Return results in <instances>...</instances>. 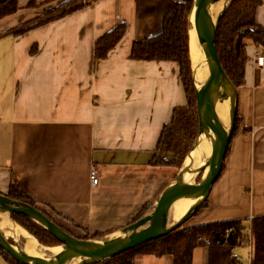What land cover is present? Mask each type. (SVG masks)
Returning a JSON list of instances; mask_svg holds the SVG:
<instances>
[{"label": "crops", "instance_id": "0c3cea01", "mask_svg": "<svg viewBox=\"0 0 264 264\" xmlns=\"http://www.w3.org/2000/svg\"><path fill=\"white\" fill-rule=\"evenodd\" d=\"M79 2L18 0V12L0 19V193L16 179L58 224L83 237L82 228L127 226L174 179L177 168L150 161L164 126L188 101L178 64L130 59L133 44L161 32L177 1ZM256 21L264 26V0ZM120 23L125 37L96 62V42ZM256 53L264 49L249 43L240 127L188 228L264 216V66H256ZM209 259L203 246L192 264ZM0 264L10 263L0 255ZM134 264H174V257L141 253Z\"/></svg>", "mask_w": 264, "mask_h": 264}, {"label": "trees", "instance_id": "16d2710c", "mask_svg": "<svg viewBox=\"0 0 264 264\" xmlns=\"http://www.w3.org/2000/svg\"><path fill=\"white\" fill-rule=\"evenodd\" d=\"M261 5L262 0H235L221 19L216 34V46L222 67L238 89L245 82L248 60L247 47L249 43L257 48L264 49V26L259 25L256 21L257 11ZM77 8L72 9L70 12ZM18 10V0H0V19L15 15ZM190 14V3L177 2L174 10L164 17L161 32L136 41L131 50L130 59L134 61L173 62L178 64L182 83L187 93V106L175 109L171 122L165 125L162 130L156 156L150 161V164L154 166H171L179 169L199 131L200 117L192 84L189 57ZM126 32L127 24L120 23L101 37L95 45L94 60L96 62L107 60L110 53L123 40ZM238 41L239 44H237ZM239 127L240 119L237 117L235 133ZM166 153L172 155L173 159L162 157ZM6 196L12 200L35 207L67 233L77 237L41 209L39 202L33 199L16 179L12 180L9 193ZM150 207L151 205L145 206L131 223L140 219ZM13 219L35 237L40 244L46 247L61 245L56 238L27 216L16 215L13 216ZM230 227H235V233L229 238L230 243L224 245L227 230ZM245 227L244 221L231 220L186 229L180 228L163 239L126 252L102 264H134L135 257L141 253L157 257L172 255L174 264H192L195 250L204 246L198 242L200 237L210 240V245L208 246L210 254L209 264H238L231 254L235 244H242L247 241L244 234ZM82 229L85 235L77 238L84 240L98 239L112 233L96 232L91 234L87 229ZM253 234V264H264V216L253 219ZM0 255L10 264H19L1 248Z\"/></svg>", "mask_w": 264, "mask_h": 264}, {"label": "water", "instance_id": "95a60500", "mask_svg": "<svg viewBox=\"0 0 264 264\" xmlns=\"http://www.w3.org/2000/svg\"><path fill=\"white\" fill-rule=\"evenodd\" d=\"M175 1L191 4L190 25L197 19L195 28L198 34L194 41L190 35L189 57L200 117L198 135L176 176L140 219L93 240L72 236L35 207L0 194V248L19 264H102L173 234L207 203L223 171L238 117V88L223 69L216 46L221 19L235 0H220L218 3L216 0ZM218 88L227 91V108L221 104ZM200 110L206 111L204 116L200 115ZM212 129H215V133L209 143L205 144V138ZM192 182L200 190L187 211L178 215V205ZM16 215H24L34 221L56 238L60 246L65 247L66 253L54 255L51 253L54 247H46L34 238L43 249L50 252L47 258L34 257L28 253L23 237L17 243L12 236H3L2 227H5V231H26L13 219Z\"/></svg>", "mask_w": 264, "mask_h": 264}, {"label": "bare ground", "instance_id": "6f19581e", "mask_svg": "<svg viewBox=\"0 0 264 264\" xmlns=\"http://www.w3.org/2000/svg\"><path fill=\"white\" fill-rule=\"evenodd\" d=\"M216 1L218 3V1H220V0H216ZM196 21H197V19L193 20L191 25H190V35H191V38L193 41L196 39V36L198 34V30H196V28H195ZM217 94H218V96L222 102L221 103L222 106L224 108H227L228 107V100H227V91L225 90V88H221V89L218 88ZM205 113H206L205 110H200L201 116H204ZM214 133H215V129H212L208 132V134L205 138V144L209 143V141L211 140ZM199 190H200V188L194 182H192L188 186L183 200L178 205V215H181L182 213L187 211V209L194 203ZM4 228L3 227L1 228L3 236H5V237H11L12 236L17 241V243H20L21 237L24 238L25 247H26V249L30 255H32L34 257H39V258H47L50 256L49 255L50 252L43 249L38 244V242L34 239V237L32 235H30L29 233H27L26 231L22 232L19 229H11L9 231H5ZM51 253H53L54 255H64L66 253V249L63 246L54 247L51 250Z\"/></svg>", "mask_w": 264, "mask_h": 264}, {"label": "built area", "instance_id": "2783aa9c", "mask_svg": "<svg viewBox=\"0 0 264 264\" xmlns=\"http://www.w3.org/2000/svg\"><path fill=\"white\" fill-rule=\"evenodd\" d=\"M96 0H80L79 5L80 6H90L95 3ZM256 66L259 68H262L264 66V55L262 53H256ZM90 180L93 185H97L99 183V177L98 172L96 169L92 168L90 171ZM253 219L250 218L248 220V224L246 225L244 229V234L246 236L247 241L242 244H235L232 251V258L236 261L238 264H253L254 259V234H253ZM235 233V227H230L227 230L226 238L224 241V245H228L230 243V237ZM198 242L204 246L210 245V240L208 238L200 237L198 238ZM246 248L248 251L247 255V262H244V257L240 256L238 254V250Z\"/></svg>", "mask_w": 264, "mask_h": 264}, {"label": "rangeland", "instance_id": "374dc122", "mask_svg": "<svg viewBox=\"0 0 264 264\" xmlns=\"http://www.w3.org/2000/svg\"><path fill=\"white\" fill-rule=\"evenodd\" d=\"M247 42H249V41H247ZM162 157H164V158H171V159H173V157H172V155H170V154H168V153H166V154H164ZM177 172H178V169H177ZM202 209V208H201ZM200 209V210H201ZM198 217V216H197ZM196 216H194L193 218H191L181 229H186V228H188V227H190L191 225H192V221H194L196 218H197ZM244 223L245 224H248V220H244ZM22 227V226H21ZM35 238V237H34ZM37 240V239H36ZM238 252V254L240 255V256H242V257H244V262L246 263L247 262V255H248V251H247V249L246 248H242V249H240V250H238L237 251Z\"/></svg>", "mask_w": 264, "mask_h": 264}]
</instances>
